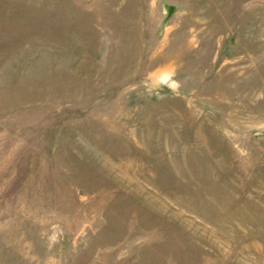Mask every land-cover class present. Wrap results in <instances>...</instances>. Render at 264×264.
I'll list each match as a JSON object with an SVG mask.
<instances>
[{
    "label": "rangeland",
    "instance_id": "374dc122",
    "mask_svg": "<svg viewBox=\"0 0 264 264\" xmlns=\"http://www.w3.org/2000/svg\"><path fill=\"white\" fill-rule=\"evenodd\" d=\"M0 264H264V0H0Z\"/></svg>",
    "mask_w": 264,
    "mask_h": 264
},
{
    "label": "bare ground",
    "instance_id": "6f19581e",
    "mask_svg": "<svg viewBox=\"0 0 264 264\" xmlns=\"http://www.w3.org/2000/svg\"><path fill=\"white\" fill-rule=\"evenodd\" d=\"M157 75H159L162 79L166 78V75H167V70H160V71H157Z\"/></svg>",
    "mask_w": 264,
    "mask_h": 264
}]
</instances>
